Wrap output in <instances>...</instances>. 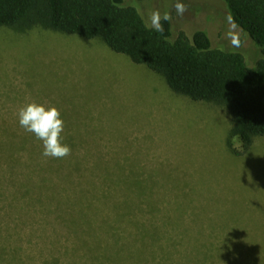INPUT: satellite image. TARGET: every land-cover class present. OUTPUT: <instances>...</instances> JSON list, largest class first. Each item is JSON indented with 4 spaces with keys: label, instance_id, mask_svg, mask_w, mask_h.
Listing matches in <instances>:
<instances>
[{
    "label": "rangeland",
    "instance_id": "374dc122",
    "mask_svg": "<svg viewBox=\"0 0 264 264\" xmlns=\"http://www.w3.org/2000/svg\"><path fill=\"white\" fill-rule=\"evenodd\" d=\"M176 2L126 0L124 5L136 9L146 24L150 12L167 11L173 17L175 37L185 33L192 39L196 31H205L213 48L237 51L249 66L262 59V50L235 25L223 0H179L188 8L183 16L175 13ZM230 34L239 37L240 46L232 45ZM30 102L60 110L65 122L62 136L73 153L67 159H79L93 170V181L99 186L106 184L105 176L109 183L141 185L140 222L147 231L231 236L237 259L217 264H264V136L255 138L246 155L235 156L233 151L240 152L242 142L233 136L234 116L229 107L176 94L161 75L114 53L99 39L43 27L0 28V137L35 136L20 126L17 115ZM40 143L42 149L30 164L34 169L28 166L31 151L14 152L15 160L24 164L15 171L38 189L61 192L53 194L62 200L54 199L51 204L62 201V216L67 220L72 207L67 214L63 209L68 204L65 201L74 196V181L82 183L88 175L73 174L67 180L56 168L48 170L45 163L53 158L42 155ZM10 176L9 167L0 160V180ZM47 194L45 204L51 200ZM21 221L19 227L11 223L9 234L16 227L23 239L14 237L12 246L23 248L25 255H36L39 261L41 249L55 238L62 248L73 230V226L66 230L62 222L58 228L47 223L39 206ZM123 228L135 232L133 227ZM85 230L86 240L89 228ZM103 233L104 240L111 238ZM88 241L98 245L92 238ZM184 247L176 250L178 257L162 264H188L180 257ZM124 264L140 263L130 260Z\"/></svg>",
    "mask_w": 264,
    "mask_h": 264
},
{
    "label": "trees",
    "instance_id": "16d2710c",
    "mask_svg": "<svg viewBox=\"0 0 264 264\" xmlns=\"http://www.w3.org/2000/svg\"><path fill=\"white\" fill-rule=\"evenodd\" d=\"M223 2L235 25L262 50L263 57L256 65L249 66L237 51L213 48L205 31H196L192 39L185 33L175 37L170 22L164 24V34H159L146 26L136 9L124 5L126 0H0V28L26 31L43 27L87 40L99 39L114 53L125 55L134 64L161 75L176 94L196 102L229 107L234 116L233 136L242 142V150L233 153L241 157L250 151L255 138L264 136V0ZM6 138L0 137V160L7 164L12 176L0 180V264H66L68 260L71 264H124L130 260L140 264L158 260L162 264L172 256L178 257L180 251L176 250L181 245L185 247L180 257L188 264H217L237 259L235 249L230 246L233 244L231 236L147 231L140 222L143 216L140 214L141 185L109 183L105 176V186H99L93 181V170L85 168L79 159L74 162L67 157L53 158L45 166L48 170L56 168L67 180L73 174L88 177L85 176L82 183L74 181V196L65 201L68 204L63 209L67 214L72 207L73 214H67L72 222L69 217L64 220L62 201L51 204L54 199L62 200L53 194L61 192L38 189L32 180L25 178V182L15 171L22 161L15 160L14 152L31 151L28 166L34 169L30 164L38 149H42L41 141L35 136ZM63 143L71 147L69 141L63 139ZM49 191L52 195L47 194ZM46 194L48 200L51 198L48 204L44 203ZM100 204L104 209L99 211ZM38 206L53 227L58 228L61 222L66 230H72L73 226L68 232L73 238L67 236L65 246L59 248L55 238L39 251L42 261L36 255H25L23 248L12 246L14 237L20 242L23 240L15 232L16 227H13L14 233L9 234L11 223L19 227L21 220ZM108 213L111 216L106 215ZM86 227L89 228L88 239H94L97 246L89 245L88 239H84ZM123 227H133L135 232ZM103 232L111 238L104 240ZM164 241L167 244L163 245Z\"/></svg>",
    "mask_w": 264,
    "mask_h": 264
},
{
    "label": "clouds",
    "instance_id": "9594fccd",
    "mask_svg": "<svg viewBox=\"0 0 264 264\" xmlns=\"http://www.w3.org/2000/svg\"><path fill=\"white\" fill-rule=\"evenodd\" d=\"M173 7L177 16H183L188 10L187 6L179 0ZM172 18L171 13L167 11L162 14L159 10H155L149 13L146 26L159 34H164V24L170 23ZM230 42L233 46H240L241 43L238 36L231 34ZM17 115L20 126L42 141L44 157L62 159L72 154L71 147L63 143L65 122L57 107L30 102L21 107Z\"/></svg>",
    "mask_w": 264,
    "mask_h": 264
}]
</instances>
